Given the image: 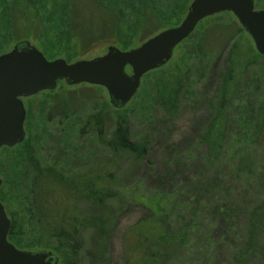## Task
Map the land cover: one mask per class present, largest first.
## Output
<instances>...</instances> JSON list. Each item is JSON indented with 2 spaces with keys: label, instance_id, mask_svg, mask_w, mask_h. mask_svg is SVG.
<instances>
[{
  "label": "rangeland",
  "instance_id": "rangeland-1",
  "mask_svg": "<svg viewBox=\"0 0 264 264\" xmlns=\"http://www.w3.org/2000/svg\"><path fill=\"white\" fill-rule=\"evenodd\" d=\"M40 1L0 0V24L10 20L13 21L14 28V36H11L8 29L0 26V54L9 51L16 42L24 39L41 50L47 59L60 57L67 62L101 55L111 45L127 50L138 46L162 29L178 25L191 0L164 1L167 5L163 1L153 5L150 0H128L127 3L125 0H111L112 3L117 2L116 6L125 12L120 18L119 33L113 39L107 38L97 43L87 53L70 39L54 42L50 31L39 32L34 12L35 5ZM254 2L256 8L264 9V0ZM6 7L11 9L9 15ZM228 20L237 22L228 11L199 21L193 33L174 48L167 63L142 76L137 92L123 107L115 108L102 86L87 83L68 85L63 79L57 81L53 90L39 91L22 98L26 113L25 137L19 144L0 149V199L6 213L16 225L11 241L17 248L50 251L56 257L57 264H89L95 255L90 226H80L84 230L81 244L83 249L75 257L59 244L52 247L51 239L38 233L30 212L31 162H40L46 166L54 163L65 176L84 175L85 179H92L94 173L101 171L100 162L108 160L109 151L99 142L94 132L80 131L84 120L94 111H108L111 114L123 112L129 120L130 137L147 139L152 152L146 160L136 162L130 156L118 160L110 186L123 192L129 200L119 199V196L117 200H113V206L108 208L106 203L96 209L84 201L77 203L78 210L87 215L110 214L109 240L104 248L105 260L102 264H140L141 258L135 253L134 246L137 232L147 229L140 222L146 213L142 204L156 209L157 203L164 204L168 212H174L179 225L187 221L189 224L193 222L192 228L188 227V230H196L197 234V237L190 236L186 246L172 247L170 254L158 264H222L224 252H220L209 263L199 253V248L203 246V238L200 237V224L204 220L201 217L202 210L200 205H195L200 214L196 211L191 214L185 197L193 194L195 198H200L202 185L208 179L207 174L211 173L206 169L203 158L206 146L202 145L200 137L211 118L214 117L215 121L221 115V112H216L220 98L231 97L232 100L233 97L234 100L226 112L230 119L228 118L223 130L226 137L224 145L220 147L218 160L220 166L226 168V172L230 167L234 172L227 179L231 182L233 197L235 196L243 211L240 223L246 224L247 213L258 204L261 194L264 195V186L258 185L255 170L243 176L236 168L247 161L248 152L253 157V166L263 159L264 56L256 51L251 37L242 28L231 48L229 45L225 46V51L214 58L215 61L212 60L209 72L205 74L206 70L203 69L212 57L206 53L203 45V29L214 22ZM149 32L152 34L145 37ZM37 34L40 35L36 37ZM20 35L24 37L18 38ZM44 44L47 48H44ZM223 45L221 43L220 47ZM226 64L231 68L233 77L223 71ZM125 71L129 74L130 68L127 66ZM252 93L254 95L251 96ZM159 102L165 104L160 105ZM165 108L169 111L165 112ZM106 124V130L110 129L109 121ZM219 130V124L216 123L210 132L216 134ZM168 134L176 145L165 140ZM249 135L252 137L251 141L246 139ZM72 152L75 155L72 156ZM166 161L176 171L173 182L177 189L171 195L164 196L161 202V198L154 192L158 184L154 175L147 173V167L152 164L162 169L161 164ZM143 180L146 182L144 185ZM185 215L188 217L185 218ZM256 261L253 258L251 263L257 264Z\"/></svg>",
  "mask_w": 264,
  "mask_h": 264
},
{
  "label": "trees",
  "instance_id": "trees-1",
  "mask_svg": "<svg viewBox=\"0 0 264 264\" xmlns=\"http://www.w3.org/2000/svg\"><path fill=\"white\" fill-rule=\"evenodd\" d=\"M161 1L168 0H150L153 5H158ZM125 2L127 3L128 0ZM164 3L167 5V2ZM116 4L117 2L112 3L111 0H41L35 5L34 15L39 32L50 31L53 34L54 42H61V40L65 42L70 39L79 49L82 48L84 50H81L87 53L92 50V47L94 49L97 43L107 38L117 37L121 25L120 18L124 16L125 12ZM9 8L6 7L8 15L11 12ZM142 13L143 11L140 13V17H142ZM0 26L5 30L8 29L11 36H14L13 21L8 20ZM142 26L144 27V22ZM241 30L242 27L239 23L229 20L214 22L203 29L204 48L207 54L212 55L210 65L203 67L206 70L205 74L211 69L212 60L218 58L223 50L225 51L224 47L229 45L231 48ZM152 32H149L145 37ZM38 35L40 34H37L36 37ZM21 37L24 36H18V38ZM216 37L223 39L218 41ZM46 41L48 42L47 39ZM221 43H224L222 47H220ZM46 44H44V48H47ZM223 71L233 77L229 65L226 64ZM233 101V97L232 100L231 97L220 98L216 112H221V115L215 121L214 117L211 118L208 127L200 137L202 145L206 146L203 156L206 169L211 173L207 174L208 179L202 185L200 198H195L193 194L186 195V205L190 207L191 214L196 212L200 214L195 209V205H200L199 208L202 210L201 217L204 220L200 224V237L203 238V246L199 248V253L204 257L206 263L216 258L220 252H224L225 257L222 264H252L253 258L257 259V264H264V195L261 194L258 204L247 213L246 224L240 223L243 211H241L235 196L233 197L232 185L227 179L234 172L231 167L226 172V168L220 166L218 160L220 147L224 145L226 137H224L226 134H223V130L228 118L230 119L226 112ZM171 104L173 105V103ZM164 110L165 112L169 111L168 108ZM166 115L169 118V115ZM108 121L111 128L106 130ZM216 123L219 124L220 130L216 134H212L211 128ZM80 131L94 132L99 142L108 149V160L100 162L101 171L94 173L91 176L92 179H85L84 175L65 176L60 169L54 166V163L51 166H46L41 165L40 162H31L30 212L38 233L51 239L52 247H57L59 244L62 249H67L72 257H75L83 249L81 244L84 230L80 226H90L93 232L92 241L95 243V255L89 264H102L105 260L104 248L109 240L110 214L107 212L87 215L82 210H78L77 203L84 201L96 209L97 206L106 203L108 208L113 206V200H117L119 196V199L129 200V197L123 192L110 186L118 160L124 156H130L136 162L146 160L152 149H150L147 139H132L130 137L129 120L123 112L111 114L108 111H104V113L94 111L86 116ZM167 139L170 140L169 144L176 145L170 134L165 140ZM246 139L251 141V135ZM73 155L75 154L72 152ZM246 159L247 161L245 160L242 165L239 164L236 167L237 172L245 176L255 170L258 185L264 186V154L262 161L254 166L250 152L246 153ZM161 168L151 164L150 167H147V173L151 172L154 175L156 184H158L154 192L162 202L164 196L171 195L177 189V185L173 182L176 171L170 162L166 161L165 164L163 162ZM145 183L143 180L142 184ZM171 203L173 204V202ZM142 205L146 209V213L140 222L141 225H146L147 229L137 232L136 245L134 246L135 253L141 258L140 264H158L170 254L172 247L181 248L186 246L190 236L197 237L196 230H188V227L192 228L193 222L189 224L187 221L179 225L174 212H168L164 208V204L158 205L157 203L156 209L154 206ZM187 214L190 216L189 210ZM191 219L194 221V216ZM15 227V223L11 221L8 232L9 241L14 236Z\"/></svg>",
  "mask_w": 264,
  "mask_h": 264
},
{
  "label": "water",
  "instance_id": "water-1",
  "mask_svg": "<svg viewBox=\"0 0 264 264\" xmlns=\"http://www.w3.org/2000/svg\"><path fill=\"white\" fill-rule=\"evenodd\" d=\"M224 11L234 15L256 51L264 56V9L256 8L254 0H191L178 25L158 31L136 47L121 50L111 45L101 55L73 62L60 57L47 59L28 40L15 43L0 54V149L19 144L25 137L22 98L53 90L57 81L63 79L68 85L102 86L112 105L123 107L137 92L142 76L167 63L174 48L194 31L199 21ZM127 66L129 74L125 71ZM10 224L0 201V264H57L50 251L17 248L8 239Z\"/></svg>",
  "mask_w": 264,
  "mask_h": 264
}]
</instances>
